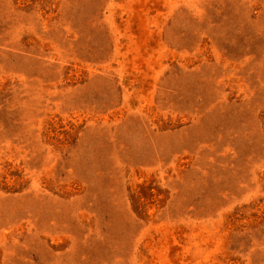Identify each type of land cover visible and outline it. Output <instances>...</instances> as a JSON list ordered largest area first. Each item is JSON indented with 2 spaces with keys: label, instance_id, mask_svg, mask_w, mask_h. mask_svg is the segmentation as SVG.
Listing matches in <instances>:
<instances>
[{
  "label": "rangeland",
  "instance_id": "rangeland-1",
  "mask_svg": "<svg viewBox=\"0 0 264 264\" xmlns=\"http://www.w3.org/2000/svg\"><path fill=\"white\" fill-rule=\"evenodd\" d=\"M0 264H264V0H0Z\"/></svg>",
  "mask_w": 264,
  "mask_h": 264
}]
</instances>
